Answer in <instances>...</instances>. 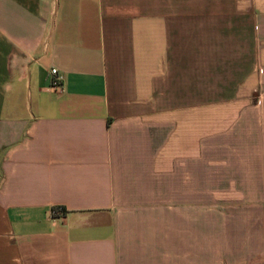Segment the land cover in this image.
<instances>
[{
	"label": "crops",
	"instance_id": "obj_1",
	"mask_svg": "<svg viewBox=\"0 0 264 264\" xmlns=\"http://www.w3.org/2000/svg\"><path fill=\"white\" fill-rule=\"evenodd\" d=\"M0 264H264V0H0Z\"/></svg>",
	"mask_w": 264,
	"mask_h": 264
},
{
	"label": "built area",
	"instance_id": "obj_2",
	"mask_svg": "<svg viewBox=\"0 0 264 264\" xmlns=\"http://www.w3.org/2000/svg\"><path fill=\"white\" fill-rule=\"evenodd\" d=\"M50 74H51V87L53 89H59L61 87V77L59 76L58 71L56 69H51ZM63 214H65V210L62 207L54 208L51 211V215L54 217L62 216Z\"/></svg>",
	"mask_w": 264,
	"mask_h": 264
},
{
	"label": "rangeland",
	"instance_id": "obj_3",
	"mask_svg": "<svg viewBox=\"0 0 264 264\" xmlns=\"http://www.w3.org/2000/svg\"><path fill=\"white\" fill-rule=\"evenodd\" d=\"M224 198H226V197H224ZM229 198H231V197H229Z\"/></svg>",
	"mask_w": 264,
	"mask_h": 264
}]
</instances>
